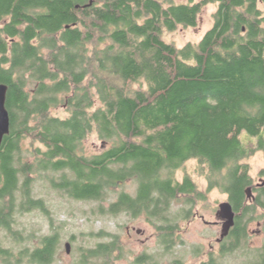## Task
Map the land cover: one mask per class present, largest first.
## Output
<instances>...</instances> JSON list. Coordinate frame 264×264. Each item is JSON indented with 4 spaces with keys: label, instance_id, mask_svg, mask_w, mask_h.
<instances>
[{
    "label": "trees",
    "instance_id": "trees-1",
    "mask_svg": "<svg viewBox=\"0 0 264 264\" xmlns=\"http://www.w3.org/2000/svg\"><path fill=\"white\" fill-rule=\"evenodd\" d=\"M83 1L0 0L10 119L0 146V231L21 243L16 211L51 222L33 194L36 180L69 200L98 203L131 181L134 195L121 190L97 214L162 223L169 247L172 202L205 197L189 175L175 177L185 162H197L208 191L236 201L252 184L244 161L264 154V0H99L81 12ZM211 3L213 25L198 43L177 48L163 39L197 27ZM92 135L101 148L88 153ZM59 241L43 235L20 256L52 264ZM115 245L91 253L102 258ZM19 263L0 246V264Z\"/></svg>",
    "mask_w": 264,
    "mask_h": 264
},
{
    "label": "rangeland",
    "instance_id": "rangeland-1",
    "mask_svg": "<svg viewBox=\"0 0 264 264\" xmlns=\"http://www.w3.org/2000/svg\"><path fill=\"white\" fill-rule=\"evenodd\" d=\"M188 1L190 0H171L174 4ZM198 1L193 0V2ZM215 10L216 4L206 5L201 12L197 27L184 28L179 26L174 32H164L163 39L177 48L188 43H198L204 33L212 27ZM83 145L88 153L98 152L101 148L100 142L94 135L88 137ZM27 146L28 143L25 142L23 148H27ZM29 160L31 161V159ZM244 163L248 165L252 185H255L258 178H262V172H264V154L257 152L246 159ZM198 170L197 162L190 160L175 172V177L179 180L184 174L191 177L199 192L205 194V202L197 206L200 209L199 212L205 215V220H214V209L217 208L218 203L226 201L228 196L218 187L208 191L206 178L200 176ZM121 190L134 195L136 184L131 181L127 182L122 189L109 195L110 199L106 202H83L62 197L57 191L51 189L46 182L36 180L33 186V194L36 198L44 199L51 211V222L39 211L19 213L16 211L13 217L12 230L18 231L24 239L19 243L0 231V246L11 251L13 261H20L19 264H30L27 257L20 256V252L36 246L41 236L56 233L60 243L55 262L52 264H173L175 261H181L182 264H197L204 260L202 256L193 255L191 251L195 248H206L208 240H213L215 235L218 236L219 231L215 228L204 227L198 220H193L188 225L182 219L180 220L181 217L178 218L176 220L177 231L182 232L178 234L186 245L180 246L175 243V245L172 244L170 251H166L162 247L156 228L162 226V223L149 221L144 215L135 218L127 214L118 216L97 214L98 206H103L106 210L108 204L117 198L118 192ZM201 206H204L205 209ZM179 208L172 202L170 212L174 217L180 214ZM173 222L175 223V220H172ZM135 229L144 231V234L138 235ZM113 243L116 244L112 248L115 251L109 255L99 258V256H93L91 253L99 245ZM259 243L260 240H257V246ZM66 244L70 245L69 253H66ZM190 245L193 246L190 247ZM85 252L87 253L85 254ZM140 256L143 257L138 260ZM225 264L235 263L228 259Z\"/></svg>",
    "mask_w": 264,
    "mask_h": 264
},
{
    "label": "flooded vegetation",
    "instance_id": "flooded-vegetation-1",
    "mask_svg": "<svg viewBox=\"0 0 264 264\" xmlns=\"http://www.w3.org/2000/svg\"><path fill=\"white\" fill-rule=\"evenodd\" d=\"M78 5H80L79 9L81 12H86L93 6L99 7L101 3L99 0H84ZM261 177L262 178H258V182L255 185L251 184V186H249L252 190V198L236 201H230L227 198V200L224 201L230 204L233 213L231 226L224 236H222V232L226 223L229 222V218H222L218 215L219 205L221 203H218L217 208L213 211L214 220H205V215L201 214L199 212L200 209L197 207L205 202L204 199L178 198L174 200L173 202L180 207L178 210L180 214L175 215V223L173 222L172 225L174 227L172 244L175 245V243H177L180 246L186 245L178 234L182 232L177 231L176 220L178 218L181 217L180 220L182 219L188 225L191 224L193 220H198L204 227L218 229L219 234L218 236L215 235L216 237L213 240H208L206 248H195V250L191 251L193 255L202 256L204 258V260H201L197 264H225L228 259L234 261L235 264H262L264 261V256H261L264 255V172H262ZM201 207L205 209L204 206ZM156 228L162 247L166 249V251H170L169 249L172 245L166 247L163 242L162 237L164 231H160L158 226ZM139 230L140 229H138V231ZM135 231L137 233L136 229ZM137 234L143 235L144 231L140 230V233ZM257 240H260L258 246ZM191 246L193 245H190V247ZM114 251L115 250H110V253ZM142 257L143 256H140L138 260L142 259ZM99 258L101 257L99 256ZM173 264L182 263L181 261H175Z\"/></svg>",
    "mask_w": 264,
    "mask_h": 264
},
{
    "label": "water",
    "instance_id": "water-1",
    "mask_svg": "<svg viewBox=\"0 0 264 264\" xmlns=\"http://www.w3.org/2000/svg\"><path fill=\"white\" fill-rule=\"evenodd\" d=\"M6 95H7V86L0 84V146H1L3 138L9 134V129H10L9 114L5 106ZM245 192H246L247 198L253 197L252 190L250 187H248ZM218 215L221 216L222 218H229V222L226 223L224 230L222 232V236H224L226 235L228 229L231 226V220L233 217L231 206L228 202H224L219 205ZM137 233H140V230L137 231ZM65 248H66V253H69L70 245L66 244Z\"/></svg>",
    "mask_w": 264,
    "mask_h": 264
}]
</instances>
